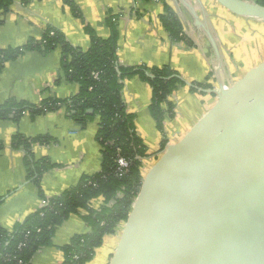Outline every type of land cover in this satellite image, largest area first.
Wrapping results in <instances>:
<instances>
[{"label": "crops", "instance_id": "0c3cea01", "mask_svg": "<svg viewBox=\"0 0 264 264\" xmlns=\"http://www.w3.org/2000/svg\"><path fill=\"white\" fill-rule=\"evenodd\" d=\"M191 1L194 3V0ZM24 2L25 0H14L10 11L2 16L4 23L0 26V50L17 49L31 41L38 42L51 26L61 31L70 44L88 51L91 36L87 29L92 28L100 38H109L111 30L106 21L112 14L118 16L117 54L121 66H169L184 80V86L174 91L169 99L175 105V117L165 120L163 131L158 129L157 122L150 113L151 86L137 76L124 81L123 98L126 109L134 116L136 133L146 145L148 155L155 154L160 149L164 138L170 140L169 137H173L168 144L177 143L175 138L178 140L181 135H189L195 128L208 122L217 96L210 92L211 89L206 94L205 89L199 87L201 84L206 86L212 83L214 89H219V85L214 82L218 80L214 77L216 75L209 59H213L212 51L204 34L200 33L198 37L206 44L208 57L198 40L192 38L188 24L189 21L194 23L193 18L185 9H178L175 0H166V3L180 17L193 47L184 42L172 41L160 20V16L165 13L164 3L160 1L74 0L81 17H75L64 0ZM228 16L232 21L231 15ZM236 20L235 24L239 28L247 29L249 25L261 30L264 35V22L244 21L241 18ZM220 27L225 32L226 41L231 43L226 36V27L223 24ZM219 39V44H222V38ZM229 45L225 46L228 50ZM219 47L223 60L229 66L223 46ZM255 57L258 58L257 55ZM263 61L264 59L260 60L252 67ZM62 73L60 50L50 53L26 51L17 60L7 62L0 74V104L9 99L37 106L52 97L69 100L78 93L79 86L67 81L56 84ZM211 77H214L212 82ZM191 84L198 85L196 88L201 91L193 92ZM98 123L99 117H96L86 127L79 126L64 108L35 118L25 114L19 122L0 118V224L5 229L12 231L18 223L42 209L49 199L76 187L83 176H91L100 171L103 147L97 140ZM17 134L27 138L49 136L54 140L50 145L35 144L32 149L36 160L48 159L54 165V168L41 177L42 194L27 178L24 151L13 147L12 140ZM104 205V198L95 199L91 203L94 209H100ZM86 214V211L81 210L72 215L56 231L53 246L41 249L31 264H61L64 255L60 247L67 244L74 235L89 231L84 220ZM125 225L126 222H122L115 234L105 238L103 246L97 249L95 257L87 264H111L123 238Z\"/></svg>", "mask_w": 264, "mask_h": 264}, {"label": "water", "instance_id": "95a60500", "mask_svg": "<svg viewBox=\"0 0 264 264\" xmlns=\"http://www.w3.org/2000/svg\"><path fill=\"white\" fill-rule=\"evenodd\" d=\"M215 1L264 22L262 5ZM183 3L212 51L219 90L206 91L218 99L208 122L168 144L144 177L111 264H264V73L231 86L215 36Z\"/></svg>", "mask_w": 264, "mask_h": 264}, {"label": "trees", "instance_id": "16d2710c", "mask_svg": "<svg viewBox=\"0 0 264 264\" xmlns=\"http://www.w3.org/2000/svg\"><path fill=\"white\" fill-rule=\"evenodd\" d=\"M149 1L164 3L165 13L160 16V20L172 41L184 42L193 47L180 17L166 0ZM250 1L264 6V0ZM13 3L14 0H0V26L4 23L2 16L10 11ZM64 4L75 17H81L74 0H64ZM106 23L111 30L107 39L96 36L92 28L87 29L91 36L88 51L70 44L61 31L51 26L38 42L31 41L17 49L0 50L1 74L7 62L17 60L26 51L50 53L58 49L62 53L63 73L56 84L67 81L79 86L78 93L69 100L47 98L40 106L9 99L0 104L1 119L19 122L25 114L35 118L62 108L82 127L99 117L97 140L103 147L102 165L98 173L83 176L76 187L49 199L42 209L18 223L12 231L0 224V264H31L41 249L53 246L58 228L81 210L87 212L84 220L89 231L74 235L60 247L64 255L61 264H87L95 257L97 249L103 246L105 238L115 234L122 222L128 221L135 201L141 194L144 181L142 159L147 158L148 154L146 145L136 133L134 116L126 109L123 98L126 79L137 76L151 86L150 113L160 131L164 130L166 119L175 117V105L169 98L174 91L184 86V80L169 66H121L117 54L118 16L109 15ZM196 86H192L193 92L198 90ZM200 86L207 87L203 84ZM53 142L49 136L27 138L20 134L12 140L15 149L24 151L27 178L41 194V177L54 165L48 159L36 160L32 149L35 144L50 145ZM166 145L165 139L161 145L162 151ZM119 156L131 161L125 174L117 172ZM98 198H104L105 205L94 209L91 203Z\"/></svg>", "mask_w": 264, "mask_h": 264}, {"label": "rangeland", "instance_id": "374dc122", "mask_svg": "<svg viewBox=\"0 0 264 264\" xmlns=\"http://www.w3.org/2000/svg\"><path fill=\"white\" fill-rule=\"evenodd\" d=\"M175 1L178 4L177 8L178 9L181 8L183 10L185 9V11L187 13L188 8L183 3V0H175ZM186 1L190 2L191 0H186ZM191 3H193V2L191 1ZM193 6L196 9V11L199 10L198 15L208 25L212 34L215 36L218 44H219V40H220L219 37L222 38V44H219V46L220 45L223 46L222 50L224 51V53L226 55V59H228L227 61L229 62V66H227L225 61H223L224 62L223 68H224L225 75H226L225 77L228 79L231 86L238 85L239 89L240 88L243 89L246 86V84L244 82H245V77L247 75L252 74V77H255V76H257L255 74V71H257V70L260 71V73H264V69L261 66L264 63V61L262 63H260L258 66L252 67V65H254L255 63L260 62V60L262 61L264 59V44H263L264 35H263L261 30L258 31L256 29H253L249 25H247L248 26L247 29L246 28L245 29L239 28L238 25L235 23H237L236 21H238V20H236V18L239 19L240 17L238 18V16L234 15L233 13L229 12L227 9L223 8V6L220 5L215 0H205V1L204 0L203 1L202 0H196V1L194 0ZM228 15H231L232 21L228 18L229 17ZM241 19H243V18H241ZM244 21H246V20L244 19ZM222 24H223V26L226 27V31H228L226 36L228 37V39L231 40V43L226 41L227 38L225 39V32L222 31L223 29L220 30L221 29L220 25H222ZM188 25H189L188 27H189V31L191 33L192 38L198 40V42L200 43V47L202 48V50L206 53V55L208 57V54L206 51L207 49L205 47L206 44L204 43L203 40L201 41L198 37V34H200L199 30L196 29V27L194 26V23H192L190 21H189ZM213 29H215V31L219 34V37L217 36V34L215 35ZM189 39H190V37H189ZM227 44H230L228 46L230 50H228V48L225 47V46H227ZM246 53H248V54H246ZM246 55H248L247 58H246ZM256 55L258 56V58L255 57ZM251 58H253L254 62ZM209 59L212 62V68H213L212 71L214 70V75H216L213 59L211 57ZM214 77L217 78V75ZM214 77H211V82L214 79ZM214 82H215V84L216 83L218 84V81L217 82L214 81ZM191 86H192V84H191ZM193 86H195V85H193ZM206 86L207 87H205V88L199 87V89H203V90L205 89L204 91L210 90V89L215 90L214 84H212V83L207 84ZM196 87L198 88V86H196ZM198 91H201V90H197L195 92H198ZM206 94H208L207 91H206ZM214 94H215V96H217L216 93H214ZM186 136L187 135H181V137H178V140H176L177 138H175V142L178 141L177 143L180 142V144H182L184 142L182 140L186 139ZM172 138L173 137H169L170 140H168V139L166 140L167 141L166 147L168 146V142H170ZM164 139L162 141H164ZM165 149L162 151V149L160 147V149L155 154L148 155V157L145 159L146 161L144 162L146 164V166H144V168H143V176L144 177H146V173L149 172L151 170V168H153L155 166V164L160 160V158L164 154L167 153V150H165ZM147 161H149V163H147ZM172 184H173V182H171V180L168 184L166 183V190L165 191H167Z\"/></svg>", "mask_w": 264, "mask_h": 264}, {"label": "built area", "instance_id": "2783aa9c", "mask_svg": "<svg viewBox=\"0 0 264 264\" xmlns=\"http://www.w3.org/2000/svg\"><path fill=\"white\" fill-rule=\"evenodd\" d=\"M215 90H219L218 88L217 89H215ZM172 96V95H171ZM170 96V97H171ZM170 99V98H169ZM217 99H218V96H217ZM170 101V100H169ZM146 158H144V159H142V161H143V164L145 165V160ZM117 165H118V167H117V172L119 173V174H125L128 170H129V168H130V165H131V161L130 160H128V159H126L125 157H123V156H119V158H118V160H117ZM142 171H143V169H142ZM148 173V172H147ZM146 173V174H147Z\"/></svg>", "mask_w": 264, "mask_h": 264}, {"label": "bare ground", "instance_id": "6f19581e", "mask_svg": "<svg viewBox=\"0 0 264 264\" xmlns=\"http://www.w3.org/2000/svg\"><path fill=\"white\" fill-rule=\"evenodd\" d=\"M192 161V159L189 160L188 164Z\"/></svg>", "mask_w": 264, "mask_h": 264}]
</instances>
